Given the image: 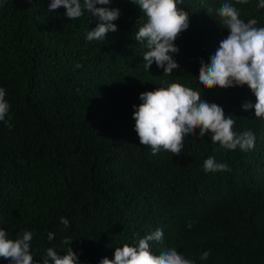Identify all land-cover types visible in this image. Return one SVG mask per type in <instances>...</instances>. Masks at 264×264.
<instances>
[{
	"label": "trees",
	"instance_id": "1",
	"mask_svg": "<svg viewBox=\"0 0 264 264\" xmlns=\"http://www.w3.org/2000/svg\"><path fill=\"white\" fill-rule=\"evenodd\" d=\"M225 2L264 27L259 0H183L189 27L172 54L180 68L164 75L155 63L144 67L146 42L135 40L143 14L130 0L97 5L120 10L103 41L86 39L99 23L87 11L69 20L63 7L49 11L50 0H0V88L10 105L0 121V228L12 240L32 232L36 264L48 248L63 256L69 247L80 264H100L157 229L164 238L149 242L157 256L175 247L195 264H264V117L243 109L256 103L247 85L207 89L198 80L201 59L210 63L229 34L218 16ZM171 83L220 105L235 132L252 130L254 149L221 148L196 129L179 156L153 155L135 131L133 105ZM209 157L228 170L206 173Z\"/></svg>",
	"mask_w": 264,
	"mask_h": 264
},
{
	"label": "clouds",
	"instance_id": "2",
	"mask_svg": "<svg viewBox=\"0 0 264 264\" xmlns=\"http://www.w3.org/2000/svg\"><path fill=\"white\" fill-rule=\"evenodd\" d=\"M111 0H50L49 11L53 12L63 7L64 15L69 20L81 17L85 11L96 17L97 26L90 30L88 41H103L108 33L116 32L117 25L113 21L120 16V10L97 5H108ZM139 6L143 16L141 25L135 33V40L146 42L147 51L143 55L144 67L150 70L155 63L164 70V75H170L173 69L180 68L173 55L179 52L175 41L181 32L189 27V14L178 3L183 0H130ZM247 3L248 0H237ZM258 9H264V0H259ZM220 24L228 30V35L220 41L219 47L211 57L210 63L201 59L199 82L204 88L216 86L231 88L247 85L256 97V103L245 102L244 110H255V117H264V27H257L258 21L253 18L245 22L236 6L225 2L218 10ZM146 18V19H145ZM6 91L0 88V121L8 116L10 105L5 99ZM139 105H133L135 131L140 143L150 146L152 154L161 149L179 156L185 136H195L199 129V138L211 134V141L219 143L221 148L228 150L249 151L255 147V134L252 130L237 133L233 130L235 121L227 116L225 110L217 103L201 100L199 91L180 83H171L166 87H157L152 91L140 94ZM10 119V117H9ZM204 171H227L225 163H218L214 157L204 161ZM66 227L69 221L61 218ZM188 227L192 224L189 222ZM54 238L49 232L48 239ZM164 238L162 229L146 235L138 243L116 247L114 259H101L100 264H195L187 259L175 247L165 249L160 255H154L150 241H161ZM33 234L25 231L21 238H7L6 230L0 228V257L10 260L11 264H36L31 253ZM63 244L72 245L70 238H65ZM210 250L201 254L200 259L206 260ZM80 264L79 257L72 247L66 254L58 255L53 248L47 249L43 264Z\"/></svg>",
	"mask_w": 264,
	"mask_h": 264
}]
</instances>
